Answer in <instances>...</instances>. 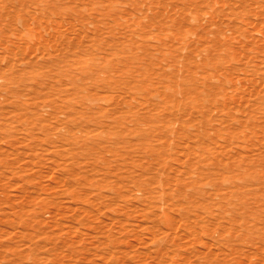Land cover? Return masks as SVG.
Returning <instances> with one entry per match:
<instances>
[{
  "label": "rangeland",
  "instance_id": "1",
  "mask_svg": "<svg viewBox=\"0 0 264 264\" xmlns=\"http://www.w3.org/2000/svg\"><path fill=\"white\" fill-rule=\"evenodd\" d=\"M0 264H264V0H0Z\"/></svg>",
  "mask_w": 264,
  "mask_h": 264
},
{
  "label": "bare ground",
  "instance_id": "2",
  "mask_svg": "<svg viewBox=\"0 0 264 264\" xmlns=\"http://www.w3.org/2000/svg\"><path fill=\"white\" fill-rule=\"evenodd\" d=\"M165 221V220H164ZM172 229V228H171Z\"/></svg>",
  "mask_w": 264,
  "mask_h": 264
}]
</instances>
